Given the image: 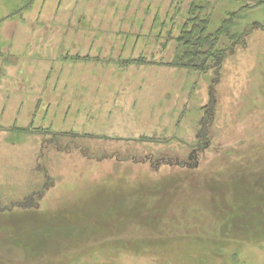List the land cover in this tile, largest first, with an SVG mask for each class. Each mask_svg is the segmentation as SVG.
Masks as SVG:
<instances>
[{"label":"rangeland","instance_id":"374dc122","mask_svg":"<svg viewBox=\"0 0 264 264\" xmlns=\"http://www.w3.org/2000/svg\"><path fill=\"white\" fill-rule=\"evenodd\" d=\"M191 1L0 0V264H264L245 192L200 189L264 193V0H211L210 32L242 7L251 32L207 73L170 64Z\"/></svg>","mask_w":264,"mask_h":264},{"label":"trees","instance_id":"16d2710c","mask_svg":"<svg viewBox=\"0 0 264 264\" xmlns=\"http://www.w3.org/2000/svg\"><path fill=\"white\" fill-rule=\"evenodd\" d=\"M23 1L27 2L26 7H28L33 0ZM210 3L211 0H192L189 3L187 12H185L184 22L180 26L179 34L175 37V53L172 61H170V64L172 66L185 67L201 73H207L210 70H216V72H218L223 66V61L226 57V54L229 51L233 50L238 44H241L246 36L250 34L251 30L247 31V33H245L244 31H232V27L235 26L237 20L242 19L245 15V7L231 12L214 32H210ZM258 4H261V2ZM179 11L180 10H177V12ZM254 28H256V30L264 31V25H260L258 27H255L254 25L251 29ZM199 137H201V134L199 135ZM235 160L238 162L241 161V159L239 158H236ZM139 163L143 164L139 161L135 164ZM241 163H245V161L242 160ZM246 164L250 165L249 163ZM169 165L171 166L172 164ZM176 166H180L182 168L186 167L184 166V164L181 165L180 163H177ZM262 168H264V166ZM241 169H239L238 167L228 170L226 173H229V175L226 176L223 181L214 177V180H217V182L209 181L207 183L213 185L238 184V186L232 191L233 197L236 199V201L242 199V197H239V195H235L237 193L240 194L243 191L246 195V197H243V199L245 198V200H241V205L237 206L236 208L230 207L231 209L225 210L234 213L235 224L238 223L239 219H245V223L242 226L236 228L237 231H241L244 234L246 232V234L252 236V238L258 239L261 235L264 234V222L261 223L262 221H264V213L262 211L263 207H256L254 204L255 201L253 202V199L251 200L250 197H258L264 200V193H255L256 191H259L258 188L262 186L261 181L258 178L251 177V181L242 183V179L246 177L242 174L244 168L242 167ZM221 175L222 174H220L218 177H221ZM237 177L240 178L235 179L230 183H225V180L227 178L233 179ZM205 179H213V176L209 178L205 174ZM260 191L264 192V189ZM33 199L34 198L31 197V195L25 196L24 199L21 200L20 204L17 203L14 207L15 209L28 212L39 210L33 207V204L36 201V199ZM14 210L10 211L9 207H4V210L2 211L8 215H11L9 213H13ZM255 220H259L260 224L263 225L261 226V229L258 228L257 225H249V222H255Z\"/></svg>","mask_w":264,"mask_h":264},{"label":"bare ground","instance_id":"6f19581e","mask_svg":"<svg viewBox=\"0 0 264 264\" xmlns=\"http://www.w3.org/2000/svg\"><path fill=\"white\" fill-rule=\"evenodd\" d=\"M258 154H264V149L262 151H256ZM257 162L254 160V163ZM224 175L228 176L229 173H225ZM225 176V177H226ZM252 178L251 177H246V178H243L242 179V183H247L249 181H251ZM238 186V184H234V185H231V184H228V185H222V184H216V185H213V184H205V185H202L201 186V190L203 191L204 190V194H212L213 196L216 195L217 197L218 196H223L221 198L222 201H224L225 198H227L226 196H233V193L232 191ZM222 192V193H220ZM151 197V196H150ZM157 197H152V198H146L144 200H142L141 202V205L139 206V208L136 209V211H134L135 213H137V215H140V216H148L150 213H153V209L154 207H156L154 205V202H153V199H155ZM221 200L215 204V203H211L210 204V208L212 209V211L214 210V207L216 205H219V207L222 206V203H221ZM217 207V206H216ZM152 211V212H151ZM31 213H35V211H30ZM37 214V213H35ZM37 215H40V214H37ZM94 219V217H93ZM101 220V219H99ZM91 221V220H90ZM96 219L94 220V222L92 223V226H94V223H95ZM247 221V220H246ZM264 221H262L261 223H263ZM245 223V219H239L238 220V223H236V226L239 227V226H242L243 224ZM257 225L258 228L261 229V226H263L262 224H260V221L259 220H255V222H249V225ZM251 227V226H249ZM238 232V231H237ZM241 234H244L243 232L240 231ZM234 234V233H233ZM235 235V234H234ZM240 235V234H239Z\"/></svg>","mask_w":264,"mask_h":264}]
</instances>
